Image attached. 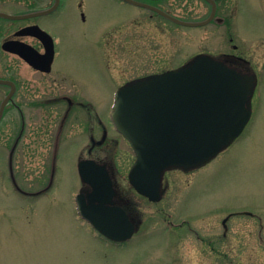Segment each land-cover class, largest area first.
Instances as JSON below:
<instances>
[{"label": "rangeland", "instance_id": "374dc122", "mask_svg": "<svg viewBox=\"0 0 264 264\" xmlns=\"http://www.w3.org/2000/svg\"><path fill=\"white\" fill-rule=\"evenodd\" d=\"M77 2L69 0L61 13L51 17H0V40L30 22L53 34L58 42L57 66L77 80L65 73L33 72L0 51V74L20 77L18 100L26 118V132L10 169L25 190L47 186L40 194L26 195L13 185L8 154L21 116L6 107L0 123V264H264L261 1L242 0L238 14L232 12L233 1L223 5L236 19L233 42L239 48L234 52L258 72L260 87L253 99L251 121L229 148L204 167L190 173H166L161 201L153 203L135 195L143 225L123 247L103 239L77 212L75 199L82 187L78 158L90 144L89 133L100 138V124L110 125L114 88L176 68L198 52L226 51L232 33L215 24L181 26L120 0H85L87 19L83 20L75 8ZM42 3L0 0V11L26 12L41 8ZM162 4L191 20L208 13L202 0H163ZM107 29L111 31L105 35ZM7 90L0 85V102ZM60 91L77 96L78 106L65 121L66 103L51 98ZM107 145L115 170L126 180L134 159L130 143L110 132ZM55 165L57 171L52 175ZM245 210L254 214L232 217L227 236H223L222 219ZM170 220L184 224L170 227Z\"/></svg>", "mask_w": 264, "mask_h": 264}, {"label": "water", "instance_id": "95a60500", "mask_svg": "<svg viewBox=\"0 0 264 264\" xmlns=\"http://www.w3.org/2000/svg\"><path fill=\"white\" fill-rule=\"evenodd\" d=\"M127 1L148 6L135 0ZM210 1L215 5L213 0ZM149 7L189 26L208 23L216 10L214 6L212 16L205 21L191 22L178 19L158 7ZM40 14L44 11L26 15L0 12V16L11 19ZM18 33L33 34L42 39L48 50L45 56L49 63L52 61L53 40L40 26H28ZM18 45L6 41L3 48L19 53L35 67L49 68ZM0 82L12 83L5 79ZM256 82L255 74L244 73L229 67L226 62L202 54L176 69L122 86L116 95L112 117L136 152L130 182L150 199L160 200L167 170L190 171L210 162L234 142L249 121ZM12 93L0 106V122ZM79 170L86 184L78 195L81 214L110 237L120 240L131 237L139 225L123 208L106 198V195L114 194L108 165L82 160ZM229 217L224 220L225 224ZM112 230L118 234H113Z\"/></svg>", "mask_w": 264, "mask_h": 264}, {"label": "flooded vegetation", "instance_id": "af4514ba", "mask_svg": "<svg viewBox=\"0 0 264 264\" xmlns=\"http://www.w3.org/2000/svg\"><path fill=\"white\" fill-rule=\"evenodd\" d=\"M68 1L69 0H42L43 3H42V7L41 8L29 10V11H26V12L42 10V11H44V14H42L40 16H46V17L55 16L58 13H61L64 10V8H66V5H67ZM120 1L127 2V1H124V0H120ZM135 1H137L139 3H142V4L148 5V6H145V5H136V6H139L140 8L148 9L149 11H151L153 13V15H157V16H160V17L163 16L160 13H158L156 10L150 8L149 6L159 7L161 9L165 10L170 15L186 19L183 16L174 14L173 12L170 11V9H167L165 7V5L162 4L163 0H135ZM202 1L207 4L208 13L206 14L205 17L200 18L198 20H207L213 14L214 5L209 0H202ZM214 1L216 3V10H215L214 16L212 17L211 21H209L208 23H206L204 25H201V26H186V27H190V28L199 27L200 28V27H205V26H210L212 24H215L216 26L221 27V28H226V29L228 28L231 31L232 34L230 33L231 34V37L229 38V42L230 43L228 44L229 47H228V49L226 51L224 50V51L220 52L219 49H217L216 54L210 53V52H208V53L207 52H202V53H207V54L213 55V56L225 61L226 63H228L232 67H235V68H238V69H241V70H244V71H248V72L249 71H253L254 72L255 70H253V68L251 67L249 61L244 59L242 56L237 55L234 52L237 48H239L233 42L234 35H235L236 19L234 17L232 19L230 15H231L232 12H236L237 14L239 13V8H240L242 0H230V2L231 1L234 2V10L232 12H230V11L227 12L225 7L223 6V5H226L227 1H229V0H214ZM260 1H261V4H262V10H263V13H264V0H260ZM127 3H129V2H127ZM74 5H75V8L80 11L83 20H86L87 19V14H86V8H85V5H86L85 0H79V2H77ZM36 17H33V18H36ZM33 18H29V19H33ZM187 20H191V19H187ZM169 21H170V19H169ZM34 24H38V23L37 22H30V23H27V24H25L23 26H20V27L16 28L12 32L11 36L7 37L6 39L0 40V51H3L6 54L8 53V54L14 56L22 64H24L26 67L30 68L33 72L42 73V74H45V75H50L53 72L65 73L68 77L72 78L69 73L64 72L63 69H61L60 67L57 66L56 62H57V58H58V42H57L56 37L53 34H51L46 29L45 30L48 31L53 36L54 41H55V55H54V60L52 62V66H51L50 71H45V70H42V69H38V68L34 67L33 65H31L26 59H24L18 53L13 52V51L12 52H8V51H5L2 48V44L4 43V41L9 40V39L12 40V41H16L18 43L27 44V45L30 46V49L32 50V52H34L36 54L37 58L41 62L47 63L46 61H47L48 57L45 56V54L47 53V46H46V44L44 42H42L38 37H35V36H32V35H17V31H19L21 28H23L25 26H28V25H34ZM111 29L110 30L107 29L108 31L105 33V35H107L111 31ZM200 53L201 52L195 53L193 55V57L195 55H197V54H200ZM255 72L258 75L257 70ZM0 78L1 79H5V80H10L12 82V83H9V84L0 82V85L5 86L8 89L6 91V94L4 95L3 99L6 98L13 91L12 96H11V100L9 101V103H8V105L6 107H11V108L13 107L12 109L16 110L19 113V116H21L20 117V119H21L20 130L17 133V135L13 138V143L11 144V148H10V151H9V154H8L9 167L10 166L13 167L12 165H13L14 155L17 152V149H18L22 139L24 138V135H25V132H26V118H25V115H24L25 111H24V109L22 107V103L18 100L19 95L21 93L20 77H18L16 75H13V74L11 76H4V75L0 74ZM72 79L77 81L74 78H72ZM128 81H126L125 83H127ZM259 87H260V81L258 79V84H257L256 91L259 89ZM118 88H114L113 89V93H114L113 97L115 96V92H116V90ZM51 98L54 99V100L56 99L55 102L59 100L60 102L66 103V109H65V112L63 114V121H65L68 118L70 112H72L73 109L76 106H78L76 104V102L74 101V99H76L77 96L74 95V94L72 95L71 92L60 91L58 94H56V96L51 97ZM2 100H1V102H2ZM1 102H0V105H1ZM44 103H46V101ZM111 112H112V107H111ZM100 126H101V129H102L101 137L100 138H96L93 135V133L90 132L89 133L90 144H88L87 148H85L84 150L81 151V155H79V158L80 159H93V160H95L96 162H98L100 164H107L108 165L111 177L113 179V184H114L113 190H112L114 192V194H112L111 196L109 195L110 199H111L112 202H115V206L123 208L128 213V215H130V217L132 219L134 218L136 223L139 225L138 229H136L138 231L141 228V226L143 225L142 224L143 223L142 222L143 221V217H142L140 211L138 210V208L135 207V201H134L133 197L135 195H139V196L143 197L144 199H146L149 202H153V203L159 202L164 197L165 186H164V189H163L164 192H163L162 198L159 201H153L149 197H146V196L140 194L136 189H134L131 186V184L129 183V179H128V173H129L130 168L127 171V174L125 175L126 176V180H127L126 181L122 176H120L121 174L115 170V168H114V166H113V164H112V162L110 160V157H109V153H110L109 148H108L109 145H107L108 138L110 137V132H113L114 135H118L120 137H123L124 139H126V138L117 131V129L115 128L111 118H110V125H109L110 127L108 125H105V124H100ZM85 152L87 154H85ZM84 156H87V157H84ZM134 159H135V154H134ZM10 160H11V163H10ZM181 173H183V172H181ZM122 178H123V180H122ZM11 181H12L13 185L16 187V190H18V192H23L26 195H37V194H40V193L44 192L45 190H47V186L46 187H41V188H39L37 190H33V191L25 190L24 188H22V186H20L16 182V180L13 177L12 172H11ZM90 188L87 187L86 189H90ZM232 217H234V215ZM223 220H224V218L222 219V225H223V228H224L223 236H227V233H228V230H229V226H228L227 232H226L224 224H223ZM170 225H171V227H175L177 225V223L174 222V220H170ZM188 229L193 231V232H195L199 236V232L197 230H195L194 228L192 229L191 226H189ZM101 237L103 239H105L106 241H108L109 243H111L113 246H118V247L119 246L120 247L125 246L132 239L131 238V239L127 240V241H114V240H111V239H109V238H107V237H105L103 235Z\"/></svg>", "mask_w": 264, "mask_h": 264}]
</instances>
